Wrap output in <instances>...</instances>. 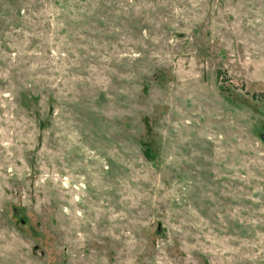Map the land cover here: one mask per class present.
Here are the masks:
<instances>
[{"label":"rangeland","instance_id":"obj_1","mask_svg":"<svg viewBox=\"0 0 264 264\" xmlns=\"http://www.w3.org/2000/svg\"><path fill=\"white\" fill-rule=\"evenodd\" d=\"M67 2L0 8V264H264V0Z\"/></svg>","mask_w":264,"mask_h":264},{"label":"trees","instance_id":"obj_2","mask_svg":"<svg viewBox=\"0 0 264 264\" xmlns=\"http://www.w3.org/2000/svg\"><path fill=\"white\" fill-rule=\"evenodd\" d=\"M21 0H0V8L1 5H7L12 7L13 9H15L17 7V5L20 3ZM68 0H24V5H28L30 7V9L32 7H36L39 6V4H43V3H49V5H58V7H60L61 9L65 8L66 5H68L67 2ZM38 3V4H37ZM27 6V7H28ZM32 101V98L28 95V97L22 93L19 94V99L18 102L20 105L25 106L27 104H29V101ZM148 150L146 148L143 149V155L145 157H148L149 152H147Z\"/></svg>","mask_w":264,"mask_h":264},{"label":"water","instance_id":"obj_3","mask_svg":"<svg viewBox=\"0 0 264 264\" xmlns=\"http://www.w3.org/2000/svg\"><path fill=\"white\" fill-rule=\"evenodd\" d=\"M263 138H264V136H263Z\"/></svg>","mask_w":264,"mask_h":264}]
</instances>
